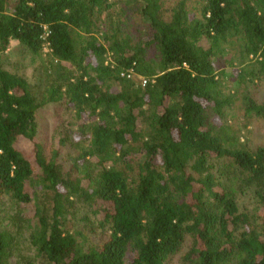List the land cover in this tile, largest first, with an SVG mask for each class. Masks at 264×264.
<instances>
[{
  "label": "trees",
  "instance_id": "trees-1",
  "mask_svg": "<svg viewBox=\"0 0 264 264\" xmlns=\"http://www.w3.org/2000/svg\"><path fill=\"white\" fill-rule=\"evenodd\" d=\"M175 1L0 0V56L49 50L39 98L0 63V264H264V145L223 123L215 65L236 45L239 80L264 81V0ZM57 102L84 118L72 154L40 137Z\"/></svg>",
  "mask_w": 264,
  "mask_h": 264
},
{
  "label": "rangeland",
  "instance_id": "rangeland-1",
  "mask_svg": "<svg viewBox=\"0 0 264 264\" xmlns=\"http://www.w3.org/2000/svg\"><path fill=\"white\" fill-rule=\"evenodd\" d=\"M176 1L166 0L165 7L169 8ZM121 10L117 11L120 13L123 11L126 14V20L130 19V13L127 8L122 4ZM123 17V15H122ZM128 31H132L139 36L146 33V28L144 27L143 21L138 16H134L126 26ZM239 49L236 45L233 47H227L221 56L215 58V65L218 73V79L220 81L219 92L223 95V98H229L232 105L223 110L224 117L222 119L223 123L228 124L231 128L239 127L242 140H245L248 145H264V120L263 121H248L246 120L242 112L237 108L238 102L243 95H249L254 97L258 102L264 100V81L261 83L255 82L253 84L240 81L238 73L245 67L253 65L254 59H246L243 64L237 59ZM49 61V50L45 46L42 50L40 56L33 57L27 53V51L22 48L17 42L11 41L9 48L0 56V63L2 68L11 74H16L28 81L31 86L32 93L36 98H39L43 87H44V74L42 69ZM109 62L108 58H104V64ZM140 79L139 81H141ZM143 85V82L141 83ZM229 103V104H230ZM217 126L220 122L214 120ZM38 128L40 131V137L43 139L46 150L52 141H56L59 138L66 137L65 149L70 151V153H75L74 145L76 140H78L80 131L79 125L84 122V118L78 119L75 111L67 106L64 102L50 103L41 107L37 113ZM86 122H88L86 120ZM68 138V139H67ZM248 204V202H246ZM3 211L0 215L1 225L7 226L8 229L15 230L14 224L10 222L8 224L4 217L5 214H9L10 207H1L0 211ZM88 212L86 209H81L77 214V225L83 228L84 232L88 234L83 226L84 222L81 221L82 218L86 217ZM89 216V215H88ZM91 221H94L92 219ZM94 225L96 223L93 222ZM89 223V227H90ZM22 238L25 239L28 232L22 230ZM88 239H89V235ZM180 255L173 257L169 264H182L179 262ZM39 264V263H37Z\"/></svg>",
  "mask_w": 264,
  "mask_h": 264
},
{
  "label": "built area",
  "instance_id": "built-area-1",
  "mask_svg": "<svg viewBox=\"0 0 264 264\" xmlns=\"http://www.w3.org/2000/svg\"><path fill=\"white\" fill-rule=\"evenodd\" d=\"M127 77L129 78L130 77V75H127ZM145 84V82H143V85Z\"/></svg>",
  "mask_w": 264,
  "mask_h": 264
}]
</instances>
